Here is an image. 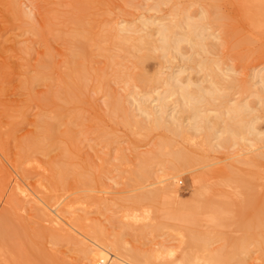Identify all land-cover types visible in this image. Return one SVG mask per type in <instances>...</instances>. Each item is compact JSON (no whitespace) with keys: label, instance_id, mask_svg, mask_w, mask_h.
I'll use <instances>...</instances> for the list:
<instances>
[{"label":"rangeland","instance_id":"rangeland-1","mask_svg":"<svg viewBox=\"0 0 264 264\" xmlns=\"http://www.w3.org/2000/svg\"><path fill=\"white\" fill-rule=\"evenodd\" d=\"M84 1L0 0V264H71L74 259L90 264L95 244L104 246L109 241L114 245L110 251L132 264H264V222L255 217L261 197L264 199V142L255 144V133H264V96L258 97L264 90V14L252 24L245 14L253 9L244 8L242 0H91L86 6ZM182 8L189 9L192 19L203 11L207 15L204 22L214 36L208 42L218 45L212 54L196 53L183 43V55L187 58L193 53V61L185 63L186 58L175 52L164 58L160 50H153L152 58L139 67L134 54L140 51L129 55L117 46L116 38L102 37L127 25L131 32L149 33L157 45L156 25L173 22ZM215 13L225 18L224 25L213 20ZM146 21L154 25L144 26ZM131 32L124 34L134 35ZM204 57L217 61L220 69L216 70L225 81L233 80L231 86L224 80L217 84L228 93L227 101L248 104L244 115L253 119L257 131L246 135L243 143L253 145L211 149L200 132L188 129L186 138L161 128L146 133L123 123L122 111H112L115 103L130 108L139 119L138 100L143 96L158 109L157 98L166 89L162 82L142 85L138 80L132 82L134 76L131 80L130 75L144 74L150 79L154 74L166 78L173 73L181 80L200 82L207 73L196 63ZM46 59L52 66L46 69L45 79L31 82L30 90L22 87ZM72 64L89 73L82 85L80 73L73 76L84 86L77 92L78 100L57 101L65 120L58 124L57 133L72 131L73 144L68 145L69 140L61 136L58 141L50 140L51 145L45 140L49 148L54 146L46 150L50 154L39 149L32 154L29 143L42 131L39 115L43 109L53 115L51 106L42 109L37 98L61 89ZM114 69L121 71L120 76L127 73L131 81L118 78ZM245 84L248 90H244ZM72 88L66 90L76 91ZM177 98L167 97L166 117L175 115L189 127L191 120L175 104ZM219 102L199 105L213 117L219 112ZM224 110L220 108L221 120L213 117L212 123L218 122L215 130L224 127ZM196 123L200 126L201 118ZM66 146H72L68 149L74 152L70 162L62 156ZM26 150L29 155L20 157ZM179 150L190 159L182 163L176 182L168 179L174 173L170 174L169 164L166 167L159 158L148 161L146 176L140 180L134 177L146 156L172 157L170 153ZM69 164L74 175L68 177L75 184L57 189L50 181L52 167L63 169ZM238 175L250 187L249 207L243 190L233 181ZM79 179L88 180L87 185H80ZM170 181L176 193L165 194ZM201 185L208 187L209 203H204L205 197L199 198Z\"/></svg>","mask_w":264,"mask_h":264},{"label":"bare ground","instance_id":"bare-ground-1","mask_svg":"<svg viewBox=\"0 0 264 264\" xmlns=\"http://www.w3.org/2000/svg\"><path fill=\"white\" fill-rule=\"evenodd\" d=\"M80 1H82V0H80ZM80 1L77 0L78 3ZM166 1H170V0H166ZM242 1H244L243 5H242L244 8L245 7H251L253 9V13L245 14V17L249 21H251L252 24L253 23L256 24V21L258 20L257 19V16L260 15V14H264V0H242ZM85 3H86V5H90L91 4V0L84 1L83 4L85 5ZM81 4H80V6H81ZM156 6H157V4H156ZM77 7H79V6H77ZM182 9L183 10L180 11L181 13L180 12L178 13L179 16H177V18L179 17V19H177V18H176L177 20L174 19L176 21L173 20V22L171 21L169 23H167V22H159L158 25H156V27H157L156 31H157V34H158V38L156 39V41L158 40L157 41V45H155V42H154L155 40H154L153 37L152 38H153L154 41L152 40L151 35L149 33L148 34H145V35H142L141 32H140L141 34L139 32H137V31L131 32L132 31L131 28H126L127 25L125 26V28H122L120 26L122 29H119V28L116 29V28H114L113 29L114 31L111 29L112 31L109 30L108 31L109 33H105V35H103L102 37H104V38L107 37L108 38V37H111L112 36V37L116 38V40H117V43H116L117 46L120 47L121 49H124L122 51H125L126 50L128 52V54H129L130 51H131L130 53H134V52H138L139 53V51H140L141 54L140 53L139 54H134L135 55L134 58H136L134 60V63H135V65H138L139 67H140V65L142 66V64L146 60L152 58V55L153 54H151V51L153 52V50L154 51L155 50H160V52L162 54L161 56L164 57V58L167 57L168 54H170L171 52H175L178 56H184L183 55L184 53H182L183 52L182 50L184 48H182L183 46L181 47V45L183 43L184 44L187 43V45L189 46V49L194 50L196 53H197L196 50H200V51H204L206 54H210L211 51H213L214 48H217L218 45L215 46L214 44H212V42H210V43L208 42V40L210 39V37L213 38L214 36L212 37L211 34H210V32L207 31V26H206V23L204 22V20L207 18V15H205L204 14V11L202 10L203 12L201 13L200 16H198V18L193 17V19H192L190 17L191 15H189V9L188 10L187 9L185 10L184 8H182ZM178 10H180V9H178ZM178 10H177V12H178ZM25 14H26V12H25ZM27 14H26V16H27ZM197 15H199V14H197ZM215 15L216 16H215V18L213 20L220 22L221 25H224L225 22L223 21V19L225 20V18L222 17V15L219 16L218 13H215ZM28 17H30V15ZM146 22L148 24L143 23L144 26H149L151 24L154 25V22H152V21L151 22L146 21ZM48 25H49V23H48ZM119 25H120V23H119ZM105 31H106V29H105ZM127 32L128 33L131 32L134 35L137 34V33H139L142 36H138L137 37L135 35L136 36L135 37L134 35L124 34V33H127ZM139 34H137V35H139ZM152 35H153V32H152ZM216 38H214V39H216ZM110 42H111V40H110ZM244 42H248V41L245 40ZM96 43H98V42H96ZM100 45H102V44H100ZM96 46H97V44H96ZM143 50H145L146 52H144ZM98 51H99V49H98ZM192 54L190 53L189 55H191V56H188L187 58L184 56L186 58V59H184L185 60V63L187 61H190V62L193 61L192 57H194V54L193 55ZM46 60L42 62L41 67L37 70L35 76H33L34 78L32 77V79L29 82L24 83L22 85V87L28 89L30 87V85H31V82L45 79V77L47 75L46 69L49 68L50 66H52V63H51L50 59L47 60V61ZM108 62H109V60H108ZM73 64L70 67V73L68 75V77L70 79H72V82L71 83L68 82V81L66 82V80H69V79H67L68 78L67 77L66 80L64 81V86L63 87L61 86L62 87L61 89H55L54 91H51L45 97H42L41 99L40 98H37V101L38 100L40 101L39 105H41V107L42 106H48V105L51 106L50 112L53 113V115L50 116V114L47 111L45 112V109H43L44 107H42V109L44 110V111L42 110L43 111V114L41 112V114L39 115L41 117V119H42L41 120V123H40V126L42 127V129L40 127V129L42 130L41 131V136L39 137L40 139L38 138V136H35L32 140H34L37 137L36 140H39V141L36 142V140H34V141H31L30 143L28 142L30 144V146H29L30 147V150H33L31 152L32 154H33V152L36 149L37 150L34 153H36L37 151L39 152V150H42V151L45 150L44 153H46V150L47 149H52L54 147V146H52V148H49L48 147L49 145H48L47 142H49L50 140H53V139H54V141H55V139L58 141V139L61 136L62 137H66V139L69 140V141L67 140L68 141V145L73 144V136L71 135L72 133H70L72 131L67 130L66 132L62 131L61 132L62 134L61 133H57L58 132V129H59L58 127L60 126V125L58 126V124H60L61 122L63 124V122L65 121L64 119H62L64 117L63 107L60 106V105H58V102L57 101L60 100V99H63L66 102H72V101L78 100L79 99V95H78L77 92L78 91L81 92V87H84V86H81L83 84L82 83L83 82L82 80L86 78L85 76L87 74H89V73L85 74L86 70L84 71L82 69V67L80 68V67H78L76 65H73ZM196 64L199 67V70L200 71H205L207 73L205 75L204 80H202L200 82H198V81L195 82V81H192L191 79H187L186 81H184L183 78H182L183 80H181V78L177 74L175 75L173 73H171L169 76L167 75L166 78L158 77V76L155 77L156 74H154L153 75L154 77L152 76V78H150V79H149V77L147 75H144V74L138 75V77H137V74L136 75H130L128 73V75H130L131 78L130 77L127 78V73L125 75L122 72V74H121L122 76H120L119 74H120L121 71L120 72L119 71L116 72L117 69L116 70L114 69L115 72L118 75V78H126V80H128L130 78L132 80V77L134 76L132 82H134V80H138V83L140 81V83L142 85H143V83H144V85H147L146 83H148V82H150L149 84H151V82H152V84L153 83H159V82L161 83L162 82L161 84H163L166 89L163 91L164 94L159 95L160 97L157 98L158 101H159V105H157L158 109H156L155 106H152L151 107L147 103L148 102L147 98L146 97L144 98V96H143V98L141 97L138 100L139 101L138 102L139 104H138L137 111L139 110L140 115H141L139 119H136V118L133 117L132 112L129 110L130 108H125V107L119 106V105H117L115 103L112 105V111L114 113L117 112V114H118L119 111H122L123 112V115H124V121H123V123L130 124L131 126L134 125L138 129L143 130L146 133H149V132H151V131H153L155 129L161 128V129H164V131H167V133L172 134L173 136H180L182 138H186L187 137V131H188V129H192V130H194L196 132H200L202 134V136H203L204 141L206 142V144L208 145V143H209L208 146L211 149H214L216 147H222L223 148L225 145H228V144H231V146L232 145L233 146H235V145H239L240 146L241 145V146H243V148H244V146H247V145L248 146L253 145L254 143L253 144H250V145L243 143L247 139L246 138V135H250V134L253 135V133H255V131H257L256 128H255V126H254V124L251 122V121H253V119L252 120H247L245 118V115L244 114L247 112V110H249L248 104L245 103V102H243V101H239V100L236 101V102H233V103H229L227 101V94L228 93H225L223 90H221L220 88H218V85H217L221 81L223 82V80L225 81L226 79L223 78V77H221V75L217 72L220 69V67L218 68L219 64L217 63V61L215 59H213L211 57L210 58L204 57V58H201L200 60H198ZM216 68L218 70H216ZM76 73H80V77L78 76V78H80V80H81V82H80L81 85L79 83L77 84L73 80V78H74L73 76L76 75ZM123 75L126 76V77H123ZM159 76H161V75H159ZM64 77H66V76H64ZM95 77H97V76H95ZM206 77H209L208 80H207ZM100 79L102 80V82L106 81L101 76H100ZM113 79H115V78H113ZM118 80H120V79H118ZM129 80H128V82L131 81V80L130 81ZM203 81L204 82H208V84L205 85V86L202 85ZM261 81H264V78H261ZM225 82H227V81H225ZM103 84L104 83H102V86H104ZM149 84H148V86H150ZM226 84H227V86H231L233 84V80L232 79L229 80ZM67 87H68V89L69 88L73 89L72 87H75L76 88V91H68V90H66ZM248 89H249V87L245 84L244 90H248ZM28 90H30V88ZM105 91H106V89H105ZM260 93L261 94L258 95L259 98H261L262 96H264V90L260 91ZM176 95H178V98H177V102L175 101V104H178L177 106L180 107L179 108L180 111L183 112V113H187L188 118L191 120L190 121L191 123H190L189 127H185L184 125H182L180 123V121H179V118L176 117L175 115H172L171 118H169V119H167V117H166V115H167L166 112L168 110L166 111V108H167L166 103L167 102H165V101H166L167 97H172V96H176ZM262 98H264V97H262ZM214 100L215 101L216 100H219L220 102L218 103V107H217V109H219V112L215 116H213V117H215L216 120H221L220 118H221L222 111L220 112V108H222V107H223V109H225L223 112L225 114H227L226 121L223 120L225 123H224V127L222 128V130H215V126L217 125L218 122H216V123L213 122L212 123V121H213L212 115H210V113H208V110H202V108L199 105V104H203L204 103L205 106H212L213 104L211 102H213ZM117 101L118 100H115V102H117ZM199 118H201V122H202V124L200 126L196 123V120L199 119ZM61 119H62V121H61ZM116 119H118V118H116ZM255 135L257 137V138H255V144L264 142V133H257V134L255 133ZM213 139L216 140V142L214 144L211 143ZM45 140H48V141L46 142ZM61 142H62V140H61ZM163 142L164 141L160 142L159 143L160 144L159 146H161V144ZM49 143L51 145V142H49ZM163 146H164V144H163ZM71 147L70 146L67 147L66 148L67 150L63 149L64 150L63 151L64 153H63L62 156L65 155L64 158H65L66 162H70V160H71V158H72V156L74 154V152L71 151L72 150ZM68 148H70L71 150L68 149ZM160 148L161 147H159V149ZM157 149L158 148H156V150ZM23 150H25V149H23ZM19 153H20V151H19ZM48 153L50 154V150L46 154H48ZM157 153H159V150H158ZM26 154H27V150H26V152H22V154H21L22 156H20V157H23L24 158ZM71 154H72V156H71ZM27 155H29V154H27ZM160 155H161V153H160ZM170 155L172 157H161V156L158 157L157 155H155V157H151L150 158L149 156H146L143 159V162H142L143 164H140L139 163V167L136 169L137 171H135L136 174H134L135 175L134 177L136 178V180L137 179L140 180L141 178H143V176L145 174H148L147 171H146V169H147V167L149 165L148 161H150L152 158L153 159H156V158L158 159L159 158L158 159L159 161H162L164 164L167 163L166 164V167L169 164V166H168L169 167L168 168L169 171L168 172L170 173V171L171 172L173 171L172 173H174L171 176H167V177H169L168 179L175 180V182H176V178L178 177V175L176 173L182 167V163L184 161H186V160H189L190 157H186V153H184V151H182V150H179V151L170 153ZM28 157H30V156H28ZM256 157H258V156H256ZM249 162H250V160H249ZM70 164H69V167H65V168L63 167V169H55V167L52 165L53 166L52 167V172H54V173L52 174V177H51V180L50 181H51V184L53 186L58 187L57 189H60V188L62 189V188H64L68 184H75V182L69 180V177H68L70 175H74V172L72 171V168H71ZM169 173H168V175L171 174V173L170 174ZM132 177H133V175H132ZM148 177L149 176H147V178ZM79 181H80V179H79ZM233 181L236 182L237 184H239V186L243 190L242 194H243V197H245V204L247 203L246 205L249 207V205H248L249 204V201H247V200L248 199L251 200V197L252 196H249L250 193H248V190H249L250 187L249 188L247 187V182L245 181V179H242L241 177H239V175L236 176V177H234ZM87 183H88V180H86V179H82L80 181V185H87ZM176 186H177V184H175L174 187H176ZM205 186L201 185L200 188L198 189L199 190V192H198L199 198H204L205 197V202L201 200L200 203L201 202L202 203L203 202L204 203H207L208 202L207 199L209 197L207 198L206 197V194L209 193V192H208V187H205ZM53 189L56 190V188H53ZM256 189L255 190L253 189V192H255V195H256ZM261 190H264V189H261ZM261 190L259 188L258 191L260 192ZM166 192L167 193H174L175 192V190L173 188V183L171 181H170V183L167 184V186L165 187V189L163 191V193H165V194H166ZM262 193H264V192H262ZM262 195H264V194H262ZM258 196H259V194H258ZM50 199H52L51 196L48 197V200H50ZM256 199H257V197H256ZM243 200H244V198H243ZM47 203H48V201H47ZM252 203H250V204L252 205ZM44 204H45V202H44ZM258 205H259L257 207L258 210H257L256 215H255V217L257 218L256 220H262V222H264V199H262V197H261V203L260 204L258 203ZM47 206H48V204L46 205V207ZM180 209H182V208H180ZM213 209H215V207H213L212 210ZM205 210H206V208H205ZM207 213H209V212H207ZM222 214H223V212H222ZM178 215H181V214H178ZM182 215H183V213H182ZM58 216H60V215L58 214ZM210 218H213V217H210ZM213 220H215V219H213ZM110 244H113V243L109 241L104 246L95 244L94 247L95 248L97 247L96 250L90 251V256H89L90 257L89 260L91 262L90 264H132L131 262L125 260V258L120 257V256L116 255L115 253L111 252L112 250L110 251V249L114 248V245H110ZM90 249H92V248H90ZM71 264H79V263H78L77 260L74 259V260L71 261Z\"/></svg>","mask_w":264,"mask_h":264}]
</instances>
